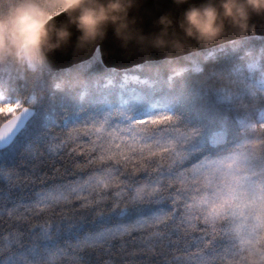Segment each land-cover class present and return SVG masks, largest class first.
<instances>
[{
    "label": "snow or ice",
    "instance_id": "6c2138e0",
    "mask_svg": "<svg viewBox=\"0 0 264 264\" xmlns=\"http://www.w3.org/2000/svg\"><path fill=\"white\" fill-rule=\"evenodd\" d=\"M0 105L18 113L0 127L6 154L28 105ZM252 127L258 150L198 159L168 113L54 129L0 166V264H264V170L245 164L264 122Z\"/></svg>",
    "mask_w": 264,
    "mask_h": 264
},
{
    "label": "trees",
    "instance_id": "16d2710c",
    "mask_svg": "<svg viewBox=\"0 0 264 264\" xmlns=\"http://www.w3.org/2000/svg\"><path fill=\"white\" fill-rule=\"evenodd\" d=\"M262 82L263 37L129 71L108 69L98 56L58 72L0 69V103L20 100L36 111L11 151L0 154V166L19 165L27 150L43 145L54 129L99 121L124 123L139 113L177 118L178 126L193 133L184 145L192 159L228 154L255 137L252 125L259 124L264 113ZM4 121L0 116V124ZM69 131L64 130L65 136ZM109 131L102 130L104 135ZM245 164L258 176L264 170V147Z\"/></svg>",
    "mask_w": 264,
    "mask_h": 264
},
{
    "label": "clouds",
    "instance_id": "9594fccd",
    "mask_svg": "<svg viewBox=\"0 0 264 264\" xmlns=\"http://www.w3.org/2000/svg\"><path fill=\"white\" fill-rule=\"evenodd\" d=\"M137 0H0V69L8 67L36 69L44 62L45 54L60 47L71 37L70 25L80 32L81 44L102 39L109 26L127 42L144 40L135 27L136 18L130 17ZM184 4L187 0H174ZM67 16V22L57 25L56 18ZM253 14L264 15V0H202L190 4L178 20L185 38L211 45L231 26L238 35L253 31ZM157 23L160 31L150 39L156 47L182 51L185 41L173 29L174 19L162 14ZM170 29L173 31L170 33ZM194 52H199L193 49ZM18 113L13 106L0 105V116L5 117L2 127ZM10 117V118H8ZM259 149L257 139L247 141Z\"/></svg>",
    "mask_w": 264,
    "mask_h": 264
},
{
    "label": "water",
    "instance_id": "95a60500",
    "mask_svg": "<svg viewBox=\"0 0 264 264\" xmlns=\"http://www.w3.org/2000/svg\"><path fill=\"white\" fill-rule=\"evenodd\" d=\"M201 2L202 0H187L186 3L177 5L174 0H137L129 15L136 18L135 27L146 37L144 40L132 39L125 42L109 26L102 39H97L92 43L81 44L79 41L80 32L75 25H70L72 34L69 41L47 52L44 62L36 69L46 72L68 69L89 60L98 51L105 66L124 70L147 62L176 59L193 53V49L201 51L219 46V44L225 42L264 36V15L253 14L250 22L255 25V28L243 36L238 35L237 31L229 26L226 28L224 35L211 45L200 43L191 38H185L179 28L178 20L183 10L189 7L190 4ZM165 13H169L173 17V29L185 41L186 46L182 51L175 50L170 46L156 47L151 43L150 38L158 33L161 28L157 20ZM55 22L57 25L66 23L67 16L62 14L56 18ZM173 29L169 30L170 33ZM34 113L35 110L28 107L27 111L21 115L18 132L26 126Z\"/></svg>",
    "mask_w": 264,
    "mask_h": 264
},
{
    "label": "bare ground",
    "instance_id": "6f19581e",
    "mask_svg": "<svg viewBox=\"0 0 264 264\" xmlns=\"http://www.w3.org/2000/svg\"><path fill=\"white\" fill-rule=\"evenodd\" d=\"M263 38H264V36H263ZM232 42H234V41H232ZM228 43H231V42H228ZM227 42H225V43H221V44H219V46H223V45H225V44H228ZM217 47V46H216ZM201 51H204V50H201ZM200 52V51H199ZM194 53H197V52H193V53H190V54H194ZM190 54H187V55H190ZM187 55H185V56H187ZM179 58H181V57H179ZM176 59H178V58H176ZM176 59H172V60H176ZM147 63H149V62H147ZM144 64H146V63H144ZM105 65V64H104ZM143 65V64H142ZM139 66H141V65H139ZM139 66H135V67H139ZM106 68H108L107 66H105ZM135 67H132V68H128V69H124L123 71H129V70H131V69H133V68H135ZM108 69H113V68H108ZM114 70H117V69H114ZM117 71H122V70H117ZM197 73H202L201 71H197ZM104 89L101 91V95H103L104 94ZM34 109V108H33ZM35 110V109H34ZM140 114V113H139ZM139 114H137V115H135V117L138 119V118H140L139 116ZM5 122V121H4ZM3 122V123H4ZM3 123L2 124H0V127L3 125ZM25 128H23V129H21V130H19V132H18V134L16 135V137H15V140L18 138V136L22 133V131L24 130Z\"/></svg>",
    "mask_w": 264,
    "mask_h": 264
},
{
    "label": "rangeland",
    "instance_id": "374dc122",
    "mask_svg": "<svg viewBox=\"0 0 264 264\" xmlns=\"http://www.w3.org/2000/svg\"><path fill=\"white\" fill-rule=\"evenodd\" d=\"M261 87H262L263 90H264V82L261 83ZM260 121H261V122H264V113L261 115V117H260Z\"/></svg>",
    "mask_w": 264,
    "mask_h": 264
}]
</instances>
